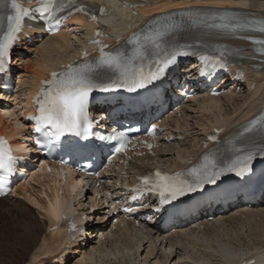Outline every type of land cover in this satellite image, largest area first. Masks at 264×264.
<instances>
[{"label":"snow or ice","instance_id":"obj_1","mask_svg":"<svg viewBox=\"0 0 264 264\" xmlns=\"http://www.w3.org/2000/svg\"><path fill=\"white\" fill-rule=\"evenodd\" d=\"M0 8L7 11L2 17L4 28L0 34V72L6 70L10 50L23 31L26 18L36 20L35 13L40 14L51 31L53 25H59L73 12H90L88 6L78 3L77 0H39V7L35 9L25 7L21 0H0ZM65 12H68V16L62 15ZM180 15L183 17L184 13ZM91 18L93 21L97 19L95 15ZM189 19L194 25H203L208 29L226 33H235L255 24V30L264 33V21H245L227 13L211 18ZM182 24L183 19L181 22H175L171 17H167L165 23L150 22L146 30L134 33L125 42L126 45L132 46L130 53L123 47L115 51H105L107 45H102L99 39H94L92 43L100 45V48L99 56L92 62L88 61L89 54L84 51V61L75 65L68 64L59 72H51L50 77L41 82V88L33 98L35 114L29 117L30 121L35 122V133L39 134L34 141L37 150L51 151L53 147H59L62 138L66 136L79 137L85 141L97 137L93 129L100 120L92 118L89 111L95 92L110 93L123 89L129 93H139L145 89L151 90L157 82L164 81L171 71L177 69L181 57L199 56L203 66L197 71L201 76L207 75L209 68L226 67L225 52L220 49H215L218 55H212L190 50L193 45L189 43L167 42L166 38L180 29ZM101 35L99 31L96 33L97 37ZM253 43L260 45L257 51L264 54V39H253ZM249 133L264 137V115L254 118L244 126L238 137L239 145L235 141H229L230 154L220 158L216 151L212 150L203 157L199 166L183 173L170 175L156 170L155 173L140 178L141 187L144 191L156 193L161 205H169L183 197L204 193L206 186L217 185L226 174L234 173L238 177H244L252 172V164L257 154L264 157V140L259 143L249 142L246 139V134ZM97 138L115 142L112 145L115 154L126 153L132 143L125 132L116 128ZM208 139L216 141L217 135L213 134ZM65 147L83 150L88 145L77 141L65 143ZM147 147L151 149L153 145L147 144ZM18 159L8 141L0 137V195L5 194ZM48 171L51 172V168ZM133 191L139 193L140 188ZM124 210L132 211L131 208ZM52 214L57 220L60 219L56 206H53ZM72 227L75 229L76 225L73 224Z\"/></svg>","mask_w":264,"mask_h":264},{"label":"bare ground","instance_id":"obj_2","mask_svg":"<svg viewBox=\"0 0 264 264\" xmlns=\"http://www.w3.org/2000/svg\"><path fill=\"white\" fill-rule=\"evenodd\" d=\"M160 2V0H154L151 5ZM227 2L234 4L231 0H226ZM226 3L222 4L226 5ZM240 4L252 11H262L264 9V0H245V4L240 0ZM149 7L151 6L149 5ZM159 8L166 9L169 6L163 0L160 5L144 11L137 9L136 12L140 14L149 13ZM236 10L240 13L243 12V9ZM129 16L131 17L128 12L124 11L121 17L130 21V26H134L138 19L132 22V18ZM262 16H264V13H262ZM81 28L90 29L89 26ZM43 44H35L33 47L28 48L26 62L23 67H19V69H24L26 73V80L23 84L27 87L33 84L34 80L44 78L49 68L59 62L64 55L66 56L71 49L70 41L65 35L60 36L58 39L48 40ZM238 45L246 49L249 44L242 42ZM263 72L253 80L257 84L255 91H250V85H247L240 93L231 90L226 95L214 100L202 96L187 105L180 112L181 116L173 121L183 130H187L188 136H193L192 139L159 152L158 160L164 162L166 167L180 165L183 162L182 158L192 156L200 150V140L212 128L223 126L220 123L228 127L238 124L254 112L259 104L264 101ZM0 108L2 111H7L5 114L9 115L11 120L9 122L4 120L2 116L0 117V132L3 134L13 133L15 127L17 128L20 121H22L21 115L14 109L12 103H0ZM37 177L45 179L40 174L32 176L31 179L34 181ZM47 180V187L52 193L48 196V199L55 198L58 212L62 211L60 207L63 200L59 198L60 188L56 185L55 178ZM28 188L29 185L22 187L18 191L19 195L14 196L12 199L0 200V214L15 216V230L17 233H21L17 235L18 238L15 236L17 245L18 243L21 245L20 250L17 253L15 252L16 255L19 254L22 258L29 257L31 264H55L53 262L54 256L58 253L59 256L66 253L64 252V243L69 240L64 237L59 223L57 224L58 228L53 233L49 232L54 224L53 219L57 220L52 214L53 207H47L45 201L33 195ZM62 192L65 193V197L68 196L70 201L74 202L75 206L77 204L82 213L88 214V220H92V217L98 215V213L101 214L97 217L98 224L89 223L87 228L89 237L84 246L82 247L83 244L78 243L79 248L77 246L73 247L71 251L69 250L70 255L62 261V264L65 261L68 264L67 261L69 258L72 260L71 256L73 254L82 256L77 264H121V261H124L125 264H241L242 260L246 262L251 259L257 260L259 258L258 253L264 252V205L257 209L242 212L233 211L230 215L219 218L216 223H204L205 230L203 231L202 226H197L189 228L187 231L174 233L166 238L159 235L139 233L137 229L132 228L131 224L125 222L117 223V229L114 230L113 228V231H109L111 219L105 224L101 222L107 216V207L96 209L100 204L95 206L91 203L93 191H86L85 194L83 189L78 190L67 185ZM87 205L96 209L93 214L86 212L85 206ZM101 205L103 206V204ZM34 209L38 210V212L36 211L37 214L43 216V220L35 217ZM23 214L25 217L20 221L18 217ZM141 249L145 252L144 259L140 258Z\"/></svg>","mask_w":264,"mask_h":264},{"label":"rangeland","instance_id":"obj_3","mask_svg":"<svg viewBox=\"0 0 264 264\" xmlns=\"http://www.w3.org/2000/svg\"><path fill=\"white\" fill-rule=\"evenodd\" d=\"M1 115V114H0ZM38 180V181H37ZM39 180H45L44 181V183H43V185H41V182L39 181ZM34 181H36V182H34L33 184H32V193L33 194H35V195H38V196H40V197H43V194H42V192H46V188H45V186L47 187V184H46V182H48V180L47 179H43V178H36V180H34ZM47 189H48V187H47ZM48 190H50V189H48ZM51 191V190H50ZM16 201V200H15ZM30 205V204H29ZM33 210V209H32ZM35 211H34V215H35V217L36 218H39V219H41L42 218V220L44 219L43 218V216L42 215H40V214H37L36 213V211H37V209H34ZM38 212V211H37ZM1 216H0V264H31V262H30V258L28 259L27 257H25V258H22L19 254H15V252L17 253V251L18 250H20V244L18 243V245H17V240L15 239V236H17V235H20L21 233H17L16 232V230H15V227H16V220H15V216L14 215H12V216H9V214L7 215H5V214H0ZM98 215H101L100 213H98ZM98 215H96V216H94L95 218H97L98 217ZM20 217H18V219L20 220V221H22L23 220V217H25L24 216V214L23 215H19ZM4 217V218H3ZM10 217V218H9ZM11 217H13V218H11ZM7 218V219H6ZM11 221H10V220ZM10 222V223H9ZM14 224V226H12L13 224ZM96 222H97V219H96ZM5 224V225H4ZM97 224H98V222H97ZM94 225V224H93ZM2 226V227H1ZM6 229V230H5ZM10 229H12V230H10ZM7 230H8V233H7ZM11 231V232H10ZM17 238H18V236H17ZM13 239V240H12ZM9 240H10V244H9ZM16 241V242H15ZM8 244V245H7ZM19 246V247H17V246ZM10 249H9V248ZM18 249H17V248ZM14 250H13V249ZM16 248V249H15ZM9 249V250H8ZM12 249V250H11ZM16 250V251H15ZM141 251V254H140V258L141 259H144L145 258V252L143 251V249L142 250H140ZM16 256H15V255ZM8 257V258H7ZM15 258V259H14ZM81 256H78L77 257V259H72L71 260V258H69V260L67 261V263L68 264H77V262L78 261H80L81 260ZM40 260H41V258H40ZM12 261V262H11ZM43 262V261H42ZM118 263V262H117ZM38 264H41V263H38ZM42 264H45V263H42ZM121 264H125L124 263V261H121Z\"/></svg>","mask_w":264,"mask_h":264}]
</instances>
